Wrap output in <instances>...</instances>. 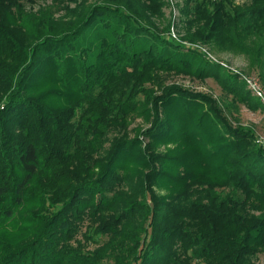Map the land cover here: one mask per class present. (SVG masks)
Returning a JSON list of instances; mask_svg holds the SVG:
<instances>
[{
	"label": "trees",
	"instance_id": "16d2710c",
	"mask_svg": "<svg viewBox=\"0 0 264 264\" xmlns=\"http://www.w3.org/2000/svg\"><path fill=\"white\" fill-rule=\"evenodd\" d=\"M49 1L0 0V264H257L263 143L164 79L259 107L189 44L264 66V0Z\"/></svg>",
	"mask_w": 264,
	"mask_h": 264
},
{
	"label": "rangeland",
	"instance_id": "374dc122",
	"mask_svg": "<svg viewBox=\"0 0 264 264\" xmlns=\"http://www.w3.org/2000/svg\"><path fill=\"white\" fill-rule=\"evenodd\" d=\"M49 2V0H46L45 3ZM165 2L166 5L162 7L163 19L162 21L160 20V22L157 20V22L161 23L160 25L164 24L168 19L177 21L180 17L179 6L184 0H165ZM40 3L43 2L40 1ZM171 34L176 40H179L181 37V34H178L173 27L171 28ZM189 45H191V47H197L202 52H206L211 59L219 64L220 71H230L239 75V80L244 82L243 89L248 90L251 98L259 103L260 106L252 109L247 108L243 104H235L233 102L234 97L223 91L217 79L211 76L200 78L198 76L192 77L184 74H167L164 83H176L195 93L210 97L227 115L232 125L251 127L255 132V143H263L264 145V82L260 75L261 71L264 72V66L259 67L256 60L240 53L219 50L215 47H209L208 45ZM256 90L261 92V96ZM227 104L231 105L228 107L230 110L227 109ZM148 124L149 123L142 121L141 118L136 117L130 126L138 125L139 127H146ZM256 263L264 264L263 254L257 255Z\"/></svg>",
	"mask_w": 264,
	"mask_h": 264
},
{
	"label": "built area",
	"instance_id": "2783aa9c",
	"mask_svg": "<svg viewBox=\"0 0 264 264\" xmlns=\"http://www.w3.org/2000/svg\"><path fill=\"white\" fill-rule=\"evenodd\" d=\"M257 91V90H256ZM257 93L261 96V92L260 91H257Z\"/></svg>",
	"mask_w": 264,
	"mask_h": 264
}]
</instances>
